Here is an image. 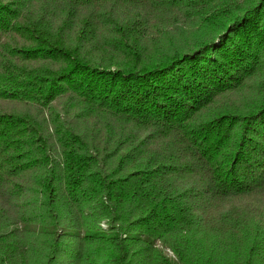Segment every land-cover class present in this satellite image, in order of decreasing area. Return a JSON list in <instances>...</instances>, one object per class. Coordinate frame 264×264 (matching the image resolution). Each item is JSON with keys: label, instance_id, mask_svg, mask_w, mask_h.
Listing matches in <instances>:
<instances>
[{"label": "trees", "instance_id": "trees-1", "mask_svg": "<svg viewBox=\"0 0 264 264\" xmlns=\"http://www.w3.org/2000/svg\"><path fill=\"white\" fill-rule=\"evenodd\" d=\"M0 264H264V0H0Z\"/></svg>", "mask_w": 264, "mask_h": 264}]
</instances>
